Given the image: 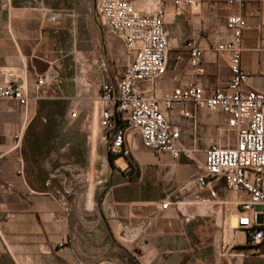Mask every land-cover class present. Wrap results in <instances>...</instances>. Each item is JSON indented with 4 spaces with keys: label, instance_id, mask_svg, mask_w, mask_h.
<instances>
[{
    "label": "crops",
    "instance_id": "obj_1",
    "mask_svg": "<svg viewBox=\"0 0 264 264\" xmlns=\"http://www.w3.org/2000/svg\"><path fill=\"white\" fill-rule=\"evenodd\" d=\"M96 1L79 9L78 0H0V83L21 81L30 97L26 105L0 99V264H264V243L255 249L236 229L238 201L247 194H235L223 181L199 186L194 161L147 149L136 132L127 136L128 155L110 156L93 71L89 68L86 86L79 88L72 57L80 27L96 30L102 48L114 44L129 61L123 41L109 38ZM129 1L143 13L154 2ZM232 15L248 24L242 42L241 62L249 76L244 88L264 91V0L194 6L169 0L170 55L167 73L154 85L157 96L195 78L185 47L192 38L205 50V73L198 80L206 93L229 84L231 54L215 48L230 39ZM79 50L93 60L92 40ZM121 74L110 81L118 83ZM40 75L52 82L39 87ZM58 100L67 102L65 111L49 112L48 120L43 110L39 115L43 102ZM89 105L95 109L90 128ZM163 109L180 130L181 143L198 150V160L212 145L236 144L228 116L218 110L191 102ZM74 112L82 118L79 124ZM80 159L92 180L96 168L106 182L96 206L93 192L72 196L65 186L63 165ZM163 202H169L167 209Z\"/></svg>",
    "mask_w": 264,
    "mask_h": 264
},
{
    "label": "built area",
    "instance_id": "obj_2",
    "mask_svg": "<svg viewBox=\"0 0 264 264\" xmlns=\"http://www.w3.org/2000/svg\"><path fill=\"white\" fill-rule=\"evenodd\" d=\"M154 0L149 12L143 13L129 0H97L96 12L108 35L120 38L129 61L118 83H103L98 104L100 126L108 135L109 154L128 155L127 136L136 132L143 145L157 153L194 161L196 182L207 186L223 181L235 194L245 193L238 201L236 229L244 232L249 244L257 249L264 243V91L245 89L248 73L242 66L243 34L248 24L241 15L227 19L230 39L216 46V51L231 54L232 79L229 84L214 87L207 94L198 78L205 73V50L196 38L187 41L194 79L167 92L162 98L153 91L155 83L167 73L170 43L166 28V4ZM176 5L190 6L207 1L229 4L242 0H173ZM52 82L46 75L38 77L39 87ZM145 85L146 88H143ZM0 99L28 104L30 97L21 81L0 83ZM191 102L228 116L227 128L237 135L232 147L212 145L198 160V150L181 143L180 130L170 123L165 110L178 103ZM189 117L190 113L185 112ZM76 116V113H73ZM20 138L19 135H16ZM163 209L169 202L161 204Z\"/></svg>",
    "mask_w": 264,
    "mask_h": 264
},
{
    "label": "rangeland",
    "instance_id": "obj_3",
    "mask_svg": "<svg viewBox=\"0 0 264 264\" xmlns=\"http://www.w3.org/2000/svg\"><path fill=\"white\" fill-rule=\"evenodd\" d=\"M96 1V0H94ZM79 9H85L86 7H90L91 0H78ZM82 22H80L81 25ZM78 35V52H73L72 57L76 56V72L75 75L77 76V82L79 88H82L86 85V79L88 74H90L89 68L93 71L94 77V89L97 91V95H100V88L103 83L111 82L110 80L114 79V77L121 74L124 70L126 65V56L121 51V49H117L114 44H109V49L102 48L100 38H98V32L94 30L93 32H85L83 29L79 27L77 31ZM109 38H113L114 36L108 35ZM92 40L94 44V51H93V60L88 59L86 60L85 53L80 52V47H85V40ZM80 40H82L80 43ZM90 66V67H89ZM93 86V85H92ZM93 88V87H92ZM92 90V89H91ZM86 107V120L85 123L90 128L92 127V119L95 113V109L93 106H85ZM47 109H52L54 111H60L61 105L60 104H48ZM78 111V110H77ZM81 116L78 115L74 117V124H79L81 122ZM51 135V134H50ZM62 139L67 137V134L62 133ZM120 161H124L125 157L121 155ZM79 164H73V166H67L69 163H65L63 166L64 168H69L70 170L66 171L62 169L63 175L66 177L65 186L70 190L72 196L79 193H87L88 195L90 192H93L94 197V205L99 201V197L105 190L106 182L100 181V178L97 176L96 168L93 180L91 179L90 170H86L85 166L83 165L84 161L79 160ZM100 176V175H99Z\"/></svg>",
    "mask_w": 264,
    "mask_h": 264
},
{
    "label": "trees",
    "instance_id": "obj_4",
    "mask_svg": "<svg viewBox=\"0 0 264 264\" xmlns=\"http://www.w3.org/2000/svg\"><path fill=\"white\" fill-rule=\"evenodd\" d=\"M42 103V102H41ZM48 104H60L61 105V110L60 111H54L52 109H47V105ZM67 109V102L66 101H63V100H58V101H46V102H43V106H39V115L42 113V110L43 112H45L46 116L45 118L48 120L50 117H48V113L49 112H55V113H62L63 111H65ZM46 135H48V133H46ZM111 157H113V155L110 154Z\"/></svg>",
    "mask_w": 264,
    "mask_h": 264
}]
</instances>
